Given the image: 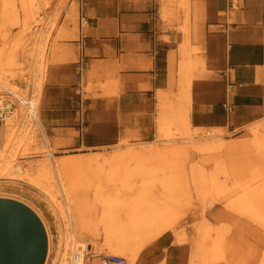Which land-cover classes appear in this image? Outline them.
Masks as SVG:
<instances>
[{"label":"crops","instance_id":"0c3cea01","mask_svg":"<svg viewBox=\"0 0 264 264\" xmlns=\"http://www.w3.org/2000/svg\"><path fill=\"white\" fill-rule=\"evenodd\" d=\"M60 15L42 14L59 39L39 112L56 157L145 141L188 94L194 125L264 118V0H69Z\"/></svg>","mask_w":264,"mask_h":264},{"label":"rangeland","instance_id":"374dc122","mask_svg":"<svg viewBox=\"0 0 264 264\" xmlns=\"http://www.w3.org/2000/svg\"><path fill=\"white\" fill-rule=\"evenodd\" d=\"M24 1L26 0H14V8L16 11L14 20L9 18V15L12 16L11 14L3 13L0 8V82L3 84H7L8 82L12 87H19L21 92L28 93V96L37 94V97L40 96L41 99L44 75L49 64V51L57 48V41L59 39V36L54 39L52 36L53 31L57 27L58 19L53 22H51V19L45 22L42 14L46 9H49L51 12L56 11V18H58L66 8L69 0H58L60 4H57L56 7L60 6L59 8H62L59 11L55 5L52 7L54 0H30L33 11L30 16H26L24 10H22V3ZM41 40L44 45L41 44ZM41 45H43L44 50L40 47ZM5 54L11 57V61L9 59L5 60ZM40 54L43 55L42 58H40ZM37 82L40 83L39 89L38 87L36 88ZM0 89V91L3 90L1 87ZM37 91L39 92L37 93ZM258 122L256 123L259 125L264 124V118L258 120ZM17 123L12 129L6 126L9 130L7 133L20 134L18 132L19 130L17 132L15 130L28 125L27 120L22 116ZM160 126L156 134L151 135L145 141H138L136 143L126 142L125 148H121L120 146L99 148L93 150V153L89 152L86 154L91 156L94 153H100L99 156H101L109 155L115 151L129 149L136 151L151 149L159 151L166 150V154L169 156L167 162L170 168L167 174L173 176L176 190H178L182 198L176 206L169 209L174 212L170 221L172 223L171 226L161 228L158 231L156 229L152 234H150V231L147 235L148 231H146L139 235V242L144 243V247L141 248L135 264H203L200 257L195 254L198 250L196 247H198V243L201 240L200 227L205 221L213 224L222 222L224 225L227 222L229 223L227 244L223 245L226 257L223 260H217L209 264H255V255L260 246L259 238L262 236L259 227L256 228L257 224L250 221L252 223L249 226V223L241 220L249 218L239 215L236 212H234L238 215L236 218L240 220H234V216L232 217L231 210L228 211L224 200L217 201L211 206L208 203L206 204V200H203L199 196L200 193L197 194L195 185L191 180V170L194 165L202 166L210 174L212 171H215L218 162H222L225 165L233 164L237 170L242 164V167H244V163L252 167L254 163L241 158L243 157L242 148L241 150H234L233 154L228 149L212 153L199 151L196 145L201 143V137L210 136L208 132L212 131L211 126H199L190 123L187 128L181 130V128L177 129L176 125L171 123L165 126L162 125L163 129H166V133H159ZM253 126L247 124L243 127H237L234 130L235 127L233 126L228 127L226 124H220L218 127L222 132L219 133V138L230 146L242 144L241 141L243 140L245 143L251 142L254 137V134L251 132V127ZM4 129L6 128L0 126L1 140L3 139ZM21 135L22 140L17 155L20 157L19 161L21 165L30 166L34 164L42 167L43 160L48 158L49 149L42 143L39 130L34 127L29 128L26 131L24 130ZM9 148H14V145L11 143ZM63 154L67 153H55V155ZM55 155L53 154L52 159L57 168H59L58 173H61V185L65 188L64 193L67 200L70 201L72 208L76 205L88 215L84 221L85 233L83 234L82 241L90 242L95 246V248L93 247L95 250L102 248L107 253L116 254L107 251L108 245H106L105 230L101 222L104 209L101 204L95 202L97 198L96 193H98L96 186L102 187L104 193L106 185L109 187L107 189L109 194H125L131 200L140 198L139 193L141 192L143 194L149 193L153 198L159 200L165 197V192L158 182V178L163 176V172L161 171L154 172L152 176L150 175L148 177L133 175L128 180H123L118 175L112 179H108L106 174H103V176H95L93 175L95 172L89 170L84 177L72 179L65 173L61 165V157H56ZM252 159L256 160L255 158ZM151 160L155 162L153 165L154 169L165 162L164 160H158L156 162L154 157L149 162ZM132 166H135V164ZM224 170V168L217 170V172L219 171V183L216 184L217 190L213 192V189H210L209 192L212 194L209 196H214L217 191L221 193H223V190L231 191L235 181L242 183V181L249 179V177L253 178V175H250L247 171L241 178L231 176L234 174L233 172L229 170H227L228 172H224ZM38 173H40L39 170ZM47 173L43 172L42 175ZM51 175L55 177L54 172H52L45 177L42 176V180L39 179L34 183L29 178H24L23 180L0 178V197H8L23 202L34 210L43 222L45 230L47 231L48 241L50 237L44 264L59 263L58 258L63 248L62 237L63 231L65 230V218L62 213V210L65 208V200L63 201V193L61 192L57 179H51ZM179 176L185 178L184 188L182 187L183 180ZM254 176L255 178L262 177L263 179L258 180L264 182V166L260 167L259 172H254ZM75 182L77 188L74 190L68 189L69 185ZM122 182L127 187H123ZM207 198L209 199V197ZM114 213L119 218L118 220H122L127 219L129 212L118 208L114 210ZM225 220L226 223L224 222ZM256 236L259 237L255 238ZM92 245H90V248ZM92 253L89 254V257H92ZM125 262H127L126 259Z\"/></svg>","mask_w":264,"mask_h":264},{"label":"bare ground","instance_id":"6f19581e","mask_svg":"<svg viewBox=\"0 0 264 264\" xmlns=\"http://www.w3.org/2000/svg\"><path fill=\"white\" fill-rule=\"evenodd\" d=\"M0 1V8L3 13L11 14L12 16L9 15V18L14 20L16 13L14 0ZM22 10H24L26 16H30L33 13L30 0H26L22 3ZM41 44H43L42 40ZM43 45L40 46L42 49L44 48ZM40 55V58H42L43 55ZM6 59L11 61V57L7 54H5V60ZM185 66L186 64L182 63V69H186ZM5 71L7 72V70ZM8 71L12 72L11 70ZM189 81L190 80H187L188 83ZM39 86L40 83L37 82L36 88L38 87L39 89ZM0 87L5 91L8 90L14 98H19L22 101V103L17 104L16 113H11L7 117L6 123L2 126V128L6 129H4L3 141L0 139V144H2L0 145V178H11L17 180L29 178V180L34 183L39 179L42 180V176L45 177L54 172L55 177L53 176V178L51 175L50 178L53 180L57 179L61 192L63 193V201L65 200V208L62 210L65 218V230L63 231V248L59 254L58 264H101L98 257L102 253L106 254L107 252H105L102 248L95 250L93 249L95 246H93L90 242L87 243L82 241L84 236L83 234L85 233L84 221L88 215L84 210L76 205L72 208L70 201L67 200L64 193L65 188L61 185V173H58L59 168H57L54 160L52 159L54 154L53 151L49 149L47 155L48 158L43 160L42 167L34 164L30 166H23L19 161L20 157L17 156L19 152L18 148H20L21 145L22 135L24 134L23 133L21 135V133L24 130L26 131L27 129L33 127L37 130H41L39 128L40 96L37 97V94L28 96V93L21 92L19 87H12L8 84V82L7 84L0 82ZM38 92L39 91H37V93ZM190 98L191 96L188 94L186 97V100L188 101L187 105H184L182 109L176 110L172 118L168 119V117H165V121H169L176 125L177 129L181 128L182 130L187 128L190 124V121L188 120V104L190 103ZM19 116L25 118L28 125L15 130V132L19 130L18 132H20V134H11V132L7 133V131H9L7 127L12 129L18 124L17 122L19 121ZM33 116L38 119V122L35 123L33 121ZM256 122L259 123L257 120L250 124L252 126L255 125L251 127V132L254 134L251 142L245 143L243 140L241 141L242 144L230 146L219 138V133L222 131L215 125L211 126L213 133L212 131H209L208 133L210 136L201 137V143L196 145V148L203 153H212L228 149V151L233 154L234 150H241L242 148L243 157L241 158L250 160L249 162L254 163L253 167L256 169L249 164L247 165L244 163L245 166L242 167V164L237 170L233 164L225 165L222 162H218L215 171H212L209 174L202 166L194 165L191 170V180L195 185L194 187L197 194L200 193L199 196L202 197L203 200H206V204L208 203L211 206L217 201L224 200L225 206L228 208V211L231 210L234 220H240L236 218V216H238L234 213L236 212L239 215L246 216L250 219H241L245 223H249V226H251L252 222L257 224L256 228L259 227L262 232V236L259 238L260 246L257 249L254 260H256L255 264H264V182L258 180L263 179L262 177L258 176L259 178H255L254 176V172H259L260 167L264 166V124L259 125ZM161 132L166 133V129H163L162 125L159 129V133ZM11 143L14 145V148H9ZM99 154L100 153H94V155L91 156L86 154L61 156V165L65 173H67L72 179L84 177L89 170L95 172L93 174L95 176H103V174H106L108 179H112L114 176L118 175L123 180H128L133 175L148 177L150 175L152 176L154 172H163V176L158 178V182L165 192V197H163L162 200L153 198L149 193L143 194L142 192L139 193L140 198L131 200L125 194H109L107 192L109 187L106 185L104 193L102 191V187L96 186L98 188V193H96L97 198L95 202L101 204L104 209L101 222L103 223V228L105 230L106 245H108V250H106L108 252L111 251L116 253L123 259L125 258L127 261L126 264H135L139 257L141 248L144 247V243L141 241L139 242V235L146 231H148L147 235L150 231V234H152L156 229V231H158L161 228L171 226L172 223L170 221L174 212L169 209L176 206L182 198V196L178 193V190H176V184L173 176L167 174L169 171L168 169L170 168L167 162L169 156L166 154V150L159 151L151 149H142L140 151L129 149L115 151L109 155L101 156H99ZM153 157L156 162L158 160H164L165 162L158 168L154 169L153 165L155 162L152 160L149 162L150 159H153ZM252 158H255L256 160H253ZM134 164L135 166H132ZM223 168L225 169L224 172L227 170L233 172L234 174L231 176L242 178L247 171L250 175H253V178L249 177V179L242 181V183L235 181L233 183L234 187L231 191L223 190V193L217 191L214 196H209L212 194L209 192L210 189H213V192L217 190L216 184L219 183V171L217 172V170ZM38 170L40 173H38ZM43 172L48 173L42 175ZM179 178L183 180L182 187L184 188L185 178L180 176ZM186 184H188V182H186ZM122 185L123 187H127L124 182H122ZM75 188H77L76 182L71 183L68 187L70 190H74ZM179 192L181 191L179 190ZM207 197H209V199ZM118 208L129 212L127 214V219L118 220L119 218L114 213V210ZM224 222L226 223V220ZM220 223L213 224L205 221L200 227L201 240L198 243V247H196L198 250L195 255L200 257L203 264L223 260L224 257H226L223 245L227 244L229 223L227 222L226 225H224V223ZM258 237L259 236H256L255 238ZM90 245H92L91 248ZM94 250L98 257H89V254L94 252Z\"/></svg>","mask_w":264,"mask_h":264},{"label":"water","instance_id":"95a60500","mask_svg":"<svg viewBox=\"0 0 264 264\" xmlns=\"http://www.w3.org/2000/svg\"><path fill=\"white\" fill-rule=\"evenodd\" d=\"M47 251L46 230L34 210L0 197V264H44Z\"/></svg>","mask_w":264,"mask_h":264},{"label":"built area","instance_id":"2783aa9c","mask_svg":"<svg viewBox=\"0 0 264 264\" xmlns=\"http://www.w3.org/2000/svg\"><path fill=\"white\" fill-rule=\"evenodd\" d=\"M233 8V4L231 3ZM19 98H14L10 92L2 90L0 93V126H3L6 123L7 117L12 113H16L17 104L22 103ZM226 106V105H225ZM227 112L231 111V108H226ZM20 117V116H19ZM33 121L36 123L38 119L35 116L32 117ZM98 257L96 252L92 253V258ZM101 264H126L125 260L117 254L112 253H102L98 257Z\"/></svg>","mask_w":264,"mask_h":264}]
</instances>
